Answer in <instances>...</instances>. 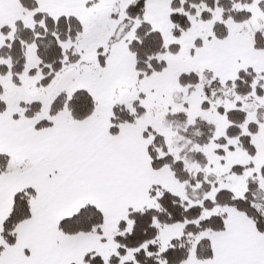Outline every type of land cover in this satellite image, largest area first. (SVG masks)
Segmentation results:
<instances>
[{"label": "snow or ice", "instance_id": "snow-or-ice-1", "mask_svg": "<svg viewBox=\"0 0 264 264\" xmlns=\"http://www.w3.org/2000/svg\"><path fill=\"white\" fill-rule=\"evenodd\" d=\"M0 264H264V0H0Z\"/></svg>", "mask_w": 264, "mask_h": 264}]
</instances>
